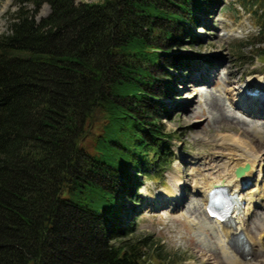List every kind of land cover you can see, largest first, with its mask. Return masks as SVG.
I'll return each mask as SVG.
<instances>
[{"label":"trees","instance_id":"trees-1","mask_svg":"<svg viewBox=\"0 0 264 264\" xmlns=\"http://www.w3.org/2000/svg\"><path fill=\"white\" fill-rule=\"evenodd\" d=\"M215 1L19 0L34 13L0 34V264H179L135 236L132 212L138 176L173 162L161 124L173 71L204 63L174 47L198 39ZM241 3L264 42V0Z\"/></svg>","mask_w":264,"mask_h":264},{"label":"rangeland","instance_id":"rangeland-1","mask_svg":"<svg viewBox=\"0 0 264 264\" xmlns=\"http://www.w3.org/2000/svg\"><path fill=\"white\" fill-rule=\"evenodd\" d=\"M242 1H215L212 14L200 16L202 27L195 29L196 42L193 38H185L180 47H174L175 54L210 61L212 67L210 69L205 64L207 67L200 70L196 67L191 73L173 71L178 80L174 88L177 93L165 100L166 111L162 113L161 121L170 136L173 162L158 173L161 179L152 177L156 175L154 169L150 170L151 176H138L140 198L135 213L132 212L135 236H150L163 252L177 256L179 264H231L232 258L225 255L220 246L223 227L212 219L209 221L202 205L201 193L205 191L200 188L206 179L224 171L223 155L229 152L231 142L245 145L251 155L264 157V140H260L264 139V99L259 105L250 99H240L252 109L254 113L251 115L236 108L233 101L239 96L238 92L243 94V86L250 79H264V42L258 35L259 22L249 9L242 6ZM77 2L98 3L99 0ZM21 7L31 15L34 13L32 5H21L19 0H0V34L8 31L14 14ZM49 13L50 7L44 5L36 20L40 21ZM201 84L207 86L198 87ZM211 98L221 100L225 113L229 112L231 126L220 127L217 123V115L210 113L208 107ZM237 118L241 122H237ZM104 124L99 120L84 138V145L89 150H92ZM255 126L261 131L258 135ZM258 169L263 170L260 180L256 182L254 178L250 187L242 189L245 208L249 201L248 191L257 185L260 195L264 187V163L255 169V174ZM226 172H230V166ZM177 181L181 186H175ZM177 194L178 197L185 194L181 204ZM133 202L127 200V205ZM193 202L202 210L200 214L189 210ZM247 225L245 236L249 243L253 242L255 252L249 259L240 258V262L264 264V204L260 207L253 204ZM155 264L159 263L155 261Z\"/></svg>","mask_w":264,"mask_h":264},{"label":"bare ground","instance_id":"bare-ground-1","mask_svg":"<svg viewBox=\"0 0 264 264\" xmlns=\"http://www.w3.org/2000/svg\"><path fill=\"white\" fill-rule=\"evenodd\" d=\"M249 81H250V82H248L249 87L248 86L247 87L252 88V89H259L262 93L260 98L264 97V79L255 80V81H253V79H250ZM231 91L233 94H235L234 90L230 89V92ZM237 94H239V96L233 100L234 106L236 108L246 112V113L248 112L247 113L248 115L253 114L254 112H252V109H250L249 105H246L245 103H241V101H240V99L242 97H244V92H243V94L241 92H238ZM220 101L217 98H211L210 105L208 106L210 108L209 109L210 113H214L217 115L218 121H217V119H216V121L220 125V127H222L224 125H230L231 126V121H230L231 119H230V116L228 115L229 112L225 113V107L223 106L222 102H220ZM243 105H245V106H243ZM237 122H241L239 118H237ZM252 131H253V129H252ZM254 131L257 133L256 135L261 133L260 129L256 126L254 127ZM260 140L263 141L264 139L261 138ZM231 143L232 144H228L229 152H227V154L223 155L224 156V168H223L224 171H222L220 173L218 171V173H219L218 175H216L214 177H209L208 179H206V181L203 183V187L200 188L201 191L202 190L205 191L204 193H202V196H203L202 197V201H203L202 205L204 207H206L208 204L209 192L214 187H218V186L228 187L231 190V195L237 194L238 201H240L242 203L246 199L243 198L244 196H243L241 187L245 184V182L252 181V180H254V178H256V181L258 182V180L260 178L261 170L258 169L257 174H255L254 171L259 165H262L264 163V157H257L255 155H251L249 148L246 147L245 145L239 143V142L236 144H234L233 142H231ZM247 164H249V168H250L249 171L246 172L243 176L238 177L236 175V170L240 167L246 166ZM227 166H230V172H228V173L226 172ZM234 173H235V176H234ZM179 183H181V182L179 181ZM179 183L177 181L175 186H177V187L181 186ZM257 189H258L257 185H255V187L251 188L248 191L249 201H248V205L246 206L244 211L242 210L239 212L238 209L235 208L234 212L231 215L232 217L230 220V225L229 226L222 225L224 228H223V234L221 237L222 240H221L220 246L222 247V251L224 252V254L228 255L229 257L232 258L233 261L230 262L231 264H243V263L240 262V257L238 256L239 254L236 253L235 250L232 248V246L230 245V241L235 237L246 234L247 226H248L247 221H248V217L250 215V211L253 208V204L256 205L258 202L259 203L262 202L264 204V202H263V200H264V187L262 188V191H260V193H261L260 195L258 194ZM183 195L184 196L178 197V194H177V200L180 202V204L182 203V199L186 198L185 194H183ZM196 205H198V204L193 202L192 203L193 207H190L189 210L192 213L200 214L202 210L198 206H197L198 208H196ZM208 219L210 221V218H208ZM188 221L191 224L193 223V221H191L189 219H188ZM215 223L219 224L220 221L216 220ZM198 230H200V229H198ZM263 238H264V235H263ZM219 243H220V240H219ZM247 249H248L247 253L249 255L254 254L255 247H254V244L252 241L250 243L247 242Z\"/></svg>","mask_w":264,"mask_h":264},{"label":"water","instance_id":"water-1","mask_svg":"<svg viewBox=\"0 0 264 264\" xmlns=\"http://www.w3.org/2000/svg\"><path fill=\"white\" fill-rule=\"evenodd\" d=\"M248 170H249V166H246L245 168H239V169H237V171H236V175H237L238 177H241V176H243L244 173H245L246 171H248Z\"/></svg>","mask_w":264,"mask_h":264}]
</instances>
